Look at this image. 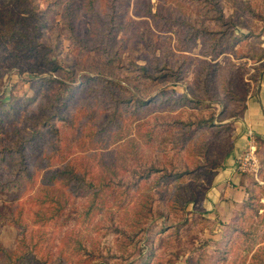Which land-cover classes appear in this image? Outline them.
<instances>
[{
	"label": "rangeland",
	"instance_id": "rangeland-1",
	"mask_svg": "<svg viewBox=\"0 0 264 264\" xmlns=\"http://www.w3.org/2000/svg\"><path fill=\"white\" fill-rule=\"evenodd\" d=\"M67 1L0 0V143L18 145L23 150L29 172L34 174V180L24 185L27 192L23 197L14 199V191L0 195V209L20 208L21 222L28 228L27 245L22 246V253L38 254L39 264H217L221 250L226 248L227 225L246 206L249 195L239 210L233 212L231 218L227 215L223 222L219 216L209 219L203 213L201 201L211 185L207 176L198 180H192V176L171 180L172 176L168 178L162 171L146 182H139L137 187L129 188L132 184L130 172L137 169L140 162L171 172L175 165L178 169H191L193 160L204 162L205 158L200 150L196 151L199 155L188 153L192 134L160 131L153 142L140 137L136 118L133 123L124 121L127 110L137 109L135 103L129 106L122 102L127 97V89L136 95L139 92L145 101H150L160 90L170 95L192 96V91L198 89L193 83L197 58L213 63L215 84L221 85L220 90H209L211 97L197 99L207 102L210 110L216 108L219 114L224 108L214 98L220 95L227 104L228 113H233V98L238 97L247 84L252 93L264 69V60L256 62L264 55V0L255 5L258 13L245 19L246 26L236 30L238 36L246 35L245 41L235 51L218 54L217 59L203 55L200 42L192 52H176L181 38L173 30L157 31L151 19L147 20L149 26L160 38L133 37L135 25L132 24L126 34L115 29L110 44L99 45L95 42L98 36L92 33L98 27L92 23L88 8L82 7V0H73L79 11L72 16L75 25L69 28L65 20L70 10ZM132 2H129L131 15ZM152 2L155 10L161 8L168 17L180 8L196 19L200 11L195 4L186 2L182 6L174 0ZM124 6L119 7L118 17L122 16ZM226 6L233 10L228 4ZM105 7L107 1L99 0L100 10ZM116 20V25L125 22L124 18L116 17ZM140 33L145 35L142 26ZM71 36L76 37L77 42ZM155 54L171 63L177 59L179 63L188 61L190 65L183 72L185 82L176 84L173 78L166 77L157 81L149 79L143 85L139 76H145L141 70H134L130 62L140 66L153 64L152 55ZM204 68L201 66L200 71ZM209 70L211 75V68ZM232 70L237 72L238 80L231 78ZM166 72L154 69L153 65L150 68L153 77ZM168 106L155 104L145 109L161 110V116L170 117ZM114 110L115 116L124 121L126 133L130 134L124 141H118V135L109 141L104 137L106 128L116 129L110 122ZM234 119L236 117H229L222 124L233 128ZM141 122H144L143 133L150 121L146 117ZM203 133L205 142L214 141V129H204ZM21 138L27 141L21 144ZM232 142L233 135L227 143L224 138V143ZM257 146L251 161L255 166L247 171L251 168L248 166L243 174L264 187V147L260 145L262 148H258V152ZM222 153L216 149L209 157L218 160ZM249 154L247 151L238 159V167ZM223 162L220 161L218 168ZM67 164L71 166L67 170L86 179L80 187L69 182L68 175L65 180L58 178L54 183L48 182L50 174L59 172ZM208 167L204 166L203 170ZM89 183L94 187L102 186L103 191L91 213L80 215L79 209L91 204ZM52 188L55 191L48 194L47 190ZM128 189L131 199L125 206ZM254 194L255 208H247L242 222L243 228L253 234L246 242H258L264 237V188L257 187ZM67 203L69 207L61 211L55 221L49 218ZM150 212H153L152 217ZM0 244L15 249L20 245V230L14 225L0 223ZM34 244H38L37 249ZM244 246L239 244L230 257L237 260L243 255Z\"/></svg>",
	"mask_w": 264,
	"mask_h": 264
},
{
	"label": "trees",
	"instance_id": "trees-1",
	"mask_svg": "<svg viewBox=\"0 0 264 264\" xmlns=\"http://www.w3.org/2000/svg\"><path fill=\"white\" fill-rule=\"evenodd\" d=\"M82 1V7L88 8V11L91 14L90 17L93 20L92 23L98 27L92 33L94 37L98 36V40L95 42H99V45L106 43L110 44L112 37L115 35V29H121L126 34V32H129L132 24L135 25L132 28L134 36L133 34L131 35L133 37H140L141 40H146V37L148 36L151 38L155 36L156 38H160L149 26V22L147 20L151 19V22L155 25L154 29L157 31L167 33V31L170 32L173 30L175 31V35H177L178 38H181L175 47L176 52H192L193 48H197L199 45L198 43L200 42V44H202L201 48L203 55L207 57L210 56L211 59H217V56L220 53H229L228 51H235V48L240 46L246 38V35L243 34L238 36L236 30L244 28L247 23L245 19L249 18V16L253 15L254 13H258L259 11V9H257L255 6L258 4L259 0H174L176 3H179L178 5L180 6L183 5V2H186V4L189 3L190 5L195 4V7L199 8L200 10L198 11L195 19L191 14L180 8L179 10H174V12L171 14L172 16L168 17V14L165 15L161 8L155 10L156 5H154L152 0H106L107 8L105 7L103 11H101L99 8V0ZM131 1H133L131 8L132 15L130 13L129 7V2ZM156 1L163 2V0ZM67 2V6H69L70 10L66 12L65 20L69 22V28H72V26L75 25V17L73 18L72 16L78 13L79 7L73 3L75 2L73 0H68ZM124 4L125 6L123 8L122 16L120 14L118 17L117 13L119 7ZM226 4L232 7L233 10L231 11L230 8L226 6ZM103 5H105V3ZM186 8H189V6H186ZM226 10L227 12L230 10V13H226ZM133 15L137 18H142L140 19L141 21L136 20ZM116 17L119 19L124 18L125 22H123L122 25H116ZM237 19H239L238 22ZM172 25H174L175 29H173ZM140 26L144 27L145 35L140 33ZM71 37L77 42L78 39L76 37ZM227 48L232 49L227 50ZM117 54L121 55V52L118 51ZM167 55L169 54L167 53ZM174 56L177 57L175 53ZM186 59H190L189 56H186ZM152 60L153 64L147 63L144 66L130 62V65L135 68L134 70H141L142 75L145 76V78L141 75L139 76L140 78L142 77L141 79L144 81L143 85L145 83L147 84L149 79H153L152 81H157L158 79H165L166 77L173 78V82L176 84L185 82L183 72L190 65L188 61L179 63L180 59H177L171 63L166 58L158 57L156 54L152 55ZM263 60L264 55L258 57L256 62L261 63ZM196 61L198 62V65L195 69L193 83L198 86V89L196 92L192 91V96L190 93V95H170L165 91L160 90V92H158L156 96H153L150 101H145V97L141 96L139 92H137L138 94L136 95V93L134 94L129 89H127V97L125 96L123 102H121L126 103L129 106L135 103V107L137 109L127 110V117L125 116L126 118L124 121L130 120L131 123H133V118L135 117L136 122L138 123L137 131L140 137L153 142L156 134H158L160 131L168 133L175 131L180 132L183 135L192 134L190 139L192 142L187 148L188 153L192 152V155H197L198 150H200L199 153L203 155L205 161L200 162V160H193L192 162L194 163L195 161V163L191 169L184 170L178 169L179 167L175 165L177 168L173 167L171 172L165 171L164 168L159 169L152 164L144 165L140 162L138 163L137 169H134L130 172L132 176V184L128 186L129 188L132 186L137 187L139 182H146L153 175H155V173H160L162 171L168 174V178L172 176L171 180H183L188 178V176H192V180H198L199 178L201 179L207 176L211 181L216 174V170L220 166V161L225 160L226 157H228L232 152L233 142L231 144L226 143L230 138H232L233 128L228 124H222V122H225L229 117L237 118L243 114L246 108L247 98L251 94L250 85L246 83L247 85L242 88L244 91L238 95V97L233 98L232 101L235 110L231 114L228 113L226 102H223L225 100L220 97V95H217L214 98V101L216 100L215 102H220L219 104H221L224 108L223 112L217 114L216 108H212V110H210L207 102L197 99L199 96H210L208 93L210 89L220 90L221 85L218 84L216 86L215 84L216 79L214 78L215 74L212 67L214 69L216 68L212 62L207 60L196 58ZM152 65L154 69H158L159 71L167 70V72L163 75L161 74L153 77L150 74V68ZM203 65L205 68L203 72H201L200 67ZM209 68H211V75ZM236 76L237 72L232 70L231 78L235 77L234 79L236 80ZM98 79H103L102 81H104V78L98 77ZM198 79H201L199 83ZM109 83L117 85L115 81H109ZM193 83L192 85L194 86ZM147 96L149 97L150 94L147 93ZM155 104H158V106L161 107L169 105L167 107V111L171 112V116H161L159 112L161 110L151 111V108L149 110L145 109L146 106ZM208 109V113H205V111ZM115 115L116 110L111 112L110 122H113V124L116 126V129H114V127L106 128L104 137L109 141L110 139H113L114 136L116 137L118 135V141H124L126 138H129L130 134L126 133L128 129L124 128V121L122 119L119 120V118ZM146 117L150 122L148 123V128L146 131L142 133L141 127L144 125V122L141 121H145ZM204 129H214V141L211 142L210 140H207L205 142L204 138L202 139L205 134L203 133ZM19 136L20 135L18 134V138ZM224 138L226 143H224ZM20 141L21 144H24L27 140L21 138ZM130 143L133 142L130 140ZM259 144L264 147V141H261ZM260 145L257 146V151L258 148H262ZM134 146L135 145H131V147ZM216 149H220L221 152L223 151L222 156L218 160L212 158L210 159V153H213ZM24 157L25 155L23 150H21L18 145L8 146L0 143V195L14 191V193H12L14 195V199H19L26 194L27 187L24 188V185L25 183L29 184L34 180V174L29 172L27 165L25 164ZM204 166L210 167H208L207 170H203ZM67 169H71L70 164H67V166L61 169L59 172L50 174L48 182L54 183L58 181V178L65 180L67 175L70 177L69 182L77 187H80L86 182L84 177L77 175V173H74L72 170ZM12 185L15 186L12 187ZM89 185L92 186V190L90 191L91 204L88 205L87 208L79 209L78 212L80 215H89L91 213L93 207L99 200V196H101V192L103 191L102 186L94 187L91 183H89ZM260 185L261 184H259L256 180H253V178L250 179V199L246 203V206H243L244 208L240 209L238 214L227 225L228 235L225 241L226 248L221 250L219 258L217 259V264H264V237L261 239L263 241L259 240L258 242H246V240H250V237L253 236V234L249 232L248 229H244L242 224L243 218H245L247 213V208H250V210L255 208L253 202L255 197V189L257 187L264 188ZM58 189L59 187L56 186V190ZM52 191H55V188L47 190L48 194H52ZM194 196H197L195 192ZM125 197L127 198L124 201L126 206L131 199V196L129 195V189L128 194H126ZM68 207L69 204L67 203L64 205V207L56 209V211L51 214L49 218L54 219L53 221H55V217ZM19 209L20 208L18 207H15L14 209L11 207L0 209V223L4 225H14L20 230V245H18L15 249H7L0 244V264H18L20 261H29L28 264H39L38 254L29 252L28 254L24 255L21 251L22 246L27 245L26 235L28 228L21 222V213ZM37 212L39 214V211ZM45 213L47 214L48 212ZM152 214L153 212H150L151 217ZM241 243L245 245L242 249L243 255L238 256L237 260H233V258L230 257V254L233 249L236 248L238 250L237 246ZM37 247L38 244H34V249H37Z\"/></svg>",
	"mask_w": 264,
	"mask_h": 264
},
{
	"label": "crops",
	"instance_id": "crops-1",
	"mask_svg": "<svg viewBox=\"0 0 264 264\" xmlns=\"http://www.w3.org/2000/svg\"><path fill=\"white\" fill-rule=\"evenodd\" d=\"M256 85L245 111L234 119L232 152L216 170L207 196L201 199L203 213L209 219L219 216L224 222L248 199L250 178L239 172L238 159L264 141V69Z\"/></svg>",
	"mask_w": 264,
	"mask_h": 264
},
{
	"label": "built area",
	"instance_id": "built-area-1",
	"mask_svg": "<svg viewBox=\"0 0 264 264\" xmlns=\"http://www.w3.org/2000/svg\"><path fill=\"white\" fill-rule=\"evenodd\" d=\"M253 151H254V148L249 151L250 154L248 156H246L244 159L242 158L243 160L240 161L239 171L241 173H243V171H246L248 166H251V168L247 171H250L254 168V166H255L254 162H253V164L251 162V161H253V159H252Z\"/></svg>",
	"mask_w": 264,
	"mask_h": 264
}]
</instances>
